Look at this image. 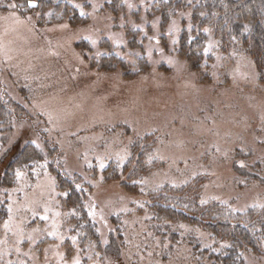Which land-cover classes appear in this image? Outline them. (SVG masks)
I'll return each mask as SVG.
<instances>
[{
	"label": "rangeland",
	"instance_id": "374dc122",
	"mask_svg": "<svg viewBox=\"0 0 264 264\" xmlns=\"http://www.w3.org/2000/svg\"><path fill=\"white\" fill-rule=\"evenodd\" d=\"M112 1L67 0L71 20L63 6L0 0V99L13 116L0 125V178L26 144L41 152L0 185V264H225L212 255L230 241L152 206L186 187L200 204L264 209V83L207 27L189 66L179 41L198 0L166 22L162 0ZM56 166L89 191L95 238ZM240 251L264 264V244Z\"/></svg>",
	"mask_w": 264,
	"mask_h": 264
},
{
	"label": "trees",
	"instance_id": "16d2710c",
	"mask_svg": "<svg viewBox=\"0 0 264 264\" xmlns=\"http://www.w3.org/2000/svg\"><path fill=\"white\" fill-rule=\"evenodd\" d=\"M25 1L29 5L30 2L35 1L39 5L63 6L69 8V14L72 13L71 20L78 17L76 9L71 7L67 0ZM187 6H189V0H162L159 7H161L163 21L166 22L175 11ZM191 21L194 27L190 31L183 30L179 41V52L187 59L192 69L197 70L200 67L206 40V34L202 29L207 27L210 33L218 39L221 49L240 48L247 53L256 66L260 81L264 83V0H198L192 10ZM188 32H195V34L189 35ZM108 59L103 61V66L108 67L110 63L116 62V58L112 55L108 56ZM6 109V103L0 99V125L6 120L10 121L13 117L11 114L8 116ZM40 153V150L32 144H26L19 149L6 164L5 174L0 178V185L3 183L9 185L15 170L39 160ZM142 166L144 165L138 163L134 172L139 173V169H143ZM53 170L61 186L69 183L67 202L78 206L80 222L91 234L89 237L95 238V226L81 208V202L89 191L87 192L85 187L77 189L58 166ZM114 173L113 178L119 177L116 172ZM159 193H161L160 200L164 203L154 204L152 208L161 217L163 215L160 213L172 220L202 225L214 236L230 241V245L223 253L212 255L216 260L225 262V264H242L241 249L257 252L263 247L264 209L250 208L243 213H233L223 209L216 202L200 204L197 197L193 195V190L186 187L163 190Z\"/></svg>",
	"mask_w": 264,
	"mask_h": 264
},
{
	"label": "water",
	"instance_id": "95a60500",
	"mask_svg": "<svg viewBox=\"0 0 264 264\" xmlns=\"http://www.w3.org/2000/svg\"><path fill=\"white\" fill-rule=\"evenodd\" d=\"M30 5H31V6H36V2H33V1H32V2H30Z\"/></svg>",
	"mask_w": 264,
	"mask_h": 264
}]
</instances>
